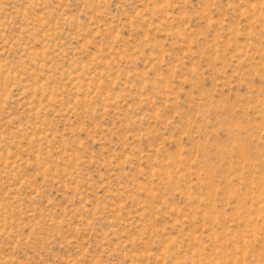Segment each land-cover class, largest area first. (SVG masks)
I'll use <instances>...</instances> for the list:
<instances>
[{"label": "rangeland", "instance_id": "1", "mask_svg": "<svg viewBox=\"0 0 264 264\" xmlns=\"http://www.w3.org/2000/svg\"><path fill=\"white\" fill-rule=\"evenodd\" d=\"M0 264H264V0H0Z\"/></svg>", "mask_w": 264, "mask_h": 264}]
</instances>
